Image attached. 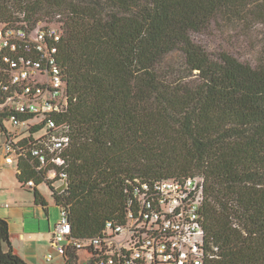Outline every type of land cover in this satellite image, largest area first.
Here are the masks:
<instances>
[{
    "label": "trees",
    "instance_id": "trees-1",
    "mask_svg": "<svg viewBox=\"0 0 264 264\" xmlns=\"http://www.w3.org/2000/svg\"><path fill=\"white\" fill-rule=\"evenodd\" d=\"M59 14L61 109L12 134L14 107L0 90V131L23 151L22 186L45 204L37 185L46 182L85 238L122 213L134 179L202 176L206 236L218 248L206 264H264V58L212 53L193 36L216 22L264 26V0H0V24L33 29ZM37 116L20 113V123ZM50 119L71 138L61 191L31 153L58 133ZM79 251L63 255L66 264H78ZM0 264H29L2 217Z\"/></svg>",
    "mask_w": 264,
    "mask_h": 264
},
{
    "label": "built area",
    "instance_id": "built-area-1",
    "mask_svg": "<svg viewBox=\"0 0 264 264\" xmlns=\"http://www.w3.org/2000/svg\"><path fill=\"white\" fill-rule=\"evenodd\" d=\"M62 15L53 21H40L33 29L27 23L0 24V90L5 105L14 107L11 119L20 123V113L51 114L66 101L64 70L59 62L63 36ZM49 127L58 133L31 148L38 170L61 178L58 169L65 164L63 151L71 138L50 119ZM11 137L2 146L5 160L13 163L23 153ZM49 165L56 167L49 168ZM28 186L34 181L29 180ZM125 207L108 219L102 229L89 237L73 234L66 208H61L51 243L66 255L75 249L87 251L90 264H206L217 256L218 248L206 236L203 204L204 177L188 176L147 181L136 178L127 188ZM53 260V254L46 256Z\"/></svg>",
    "mask_w": 264,
    "mask_h": 264
},
{
    "label": "crops",
    "instance_id": "crops-1",
    "mask_svg": "<svg viewBox=\"0 0 264 264\" xmlns=\"http://www.w3.org/2000/svg\"><path fill=\"white\" fill-rule=\"evenodd\" d=\"M4 139L5 135H0V217L9 222L12 245L18 255L29 264H48L51 262L46 258L48 254L57 258L51 240L61 207L53 194L48 197L39 185L45 204L36 198L34 188L22 186L17 176V160L13 163L5 160Z\"/></svg>",
    "mask_w": 264,
    "mask_h": 264
},
{
    "label": "rangeland",
    "instance_id": "rangeland-1",
    "mask_svg": "<svg viewBox=\"0 0 264 264\" xmlns=\"http://www.w3.org/2000/svg\"><path fill=\"white\" fill-rule=\"evenodd\" d=\"M264 26L262 24H256L252 29L245 28L243 26H231L225 23H213L208 29L196 32L193 34L194 39L201 44H203L210 52L215 53L222 49L228 50L236 55L243 61L250 62L252 64H257L262 58H264ZM172 61L176 63L182 62L181 52H176L173 56ZM43 116H37L29 121L21 122L17 125L13 122L7 121L5 126L8 131L12 134L17 133L21 135L29 126V124L36 123ZM41 131L40 133H43ZM27 133V132H25ZM0 131V135H2ZM1 153V149H0ZM16 165V164H14ZM16 167V166H15ZM47 179L53 180L56 184H53L55 188L61 183L60 179L57 177L55 179L46 175ZM40 189L47 194L48 197L53 194V190L43 182L39 184ZM59 191L61 189L59 188ZM51 198V197H50ZM56 250V249H55ZM57 258L51 260L48 264H66V261L62 254L56 250L55 253ZM78 264H90L87 251H79Z\"/></svg>",
    "mask_w": 264,
    "mask_h": 264
}]
</instances>
